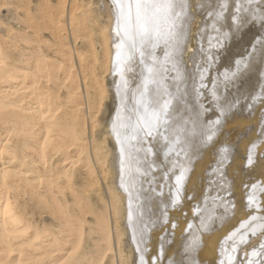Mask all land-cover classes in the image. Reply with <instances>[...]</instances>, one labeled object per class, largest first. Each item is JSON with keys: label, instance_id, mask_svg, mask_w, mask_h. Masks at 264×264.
I'll return each mask as SVG.
<instances>
[{"label": "bare ground", "instance_id": "1", "mask_svg": "<svg viewBox=\"0 0 264 264\" xmlns=\"http://www.w3.org/2000/svg\"><path fill=\"white\" fill-rule=\"evenodd\" d=\"M4 12L0 264H264V0Z\"/></svg>", "mask_w": 264, "mask_h": 264}, {"label": "rangeland", "instance_id": "2", "mask_svg": "<svg viewBox=\"0 0 264 264\" xmlns=\"http://www.w3.org/2000/svg\"><path fill=\"white\" fill-rule=\"evenodd\" d=\"M7 1L13 2V0H0V2H7ZM0 22L3 24V27H9V26H11V23L12 22L10 20V15H7L4 12L2 15H0ZM258 82H259V80H258V76H257V77H255L254 86L251 87V89H249V91H248V95H249L248 98L252 97L251 95H253L256 92L257 83ZM113 114H114V107L109 105V109H108L107 117H106L107 120H110L112 118ZM253 136H256V134H253ZM71 183L74 184V180Z\"/></svg>", "mask_w": 264, "mask_h": 264}]
</instances>
